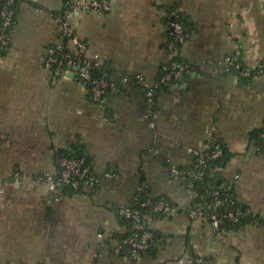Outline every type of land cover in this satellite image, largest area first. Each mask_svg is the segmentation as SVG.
Here are the masks:
<instances>
[{
  "label": "crops",
  "instance_id": "0c3cea01",
  "mask_svg": "<svg viewBox=\"0 0 264 264\" xmlns=\"http://www.w3.org/2000/svg\"><path fill=\"white\" fill-rule=\"evenodd\" d=\"M110 2L108 13L72 20L116 85L103 107L76 78L45 70L47 48L63 41L65 0L17 2L0 64V264H190L196 255L264 264V155L251 138L264 128V76L225 70L237 45L246 66L264 61V0ZM177 6L192 24L180 51L192 74L150 101L146 85L169 62L166 20ZM219 144L232 154L220 174L252 220L237 231L191 220L192 198L174 172ZM75 147L91 159L98 187L65 195L14 180L57 174L56 151ZM144 190L171 210L150 215L156 238L138 260L122 244L130 230L123 217Z\"/></svg>",
  "mask_w": 264,
  "mask_h": 264
},
{
  "label": "built area",
  "instance_id": "2783aa9c",
  "mask_svg": "<svg viewBox=\"0 0 264 264\" xmlns=\"http://www.w3.org/2000/svg\"><path fill=\"white\" fill-rule=\"evenodd\" d=\"M18 0H0V64L3 63L4 52L11 46V32L16 20V5ZM66 11L60 20V32L63 41L51 45L46 50L44 67L45 70L54 78H74L82 84L90 100L96 105L103 107L109 89H116V85L108 82L104 76H95V71L103 68V59L90 52L88 44L82 40L72 24L75 13H99L104 14L111 11L110 0H65ZM180 10L172 15L178 17ZM171 35L166 44V50L170 56L169 62L162 69L163 75L157 81L147 87V97L151 101L157 92L164 87H172L175 82L182 80L192 74L190 66L180 59V51L185 45L188 35L178 21L172 22ZM242 50L240 45L235 47L234 52L225 58V70L228 74L237 75L243 79H250L264 76V61L254 66H243ZM243 66V67H242ZM136 79L141 80L140 76ZM264 137V134H263ZM195 168L190 170H174L180 179L201 180L207 169L209 161L216 160L222 156V151L216 149L210 153L193 152ZM57 174L37 175L36 177L15 174L14 180L27 181L33 183H46L49 190L54 194H60L61 186H69L74 190H89L98 187L101 178L97 177L87 166L83 158L75 159L68 157H57ZM193 182L187 184V190L192 198L188 214L191 220H200L210 223L216 230H220L223 220L231 223H238L241 214L238 211L219 213V208L223 206L220 194L230 189V186L219 187L213 193L214 200L208 204H193L197 194L192 190ZM142 192V191H141ZM140 192V193H141ZM58 196V195H57ZM232 206L237 203L231 202ZM150 209L154 213H167L171 210L169 203L164 200L153 201L150 199L140 201L136 196L133 207L124 210L127 219L133 222L134 233L123 240V246L130 252L135 259H141L143 254L150 248L153 241V229L151 226L150 215L144 214V210ZM190 264H213L209 257L193 256Z\"/></svg>",
  "mask_w": 264,
  "mask_h": 264
},
{
  "label": "trees",
  "instance_id": "16d2710c",
  "mask_svg": "<svg viewBox=\"0 0 264 264\" xmlns=\"http://www.w3.org/2000/svg\"><path fill=\"white\" fill-rule=\"evenodd\" d=\"M177 10H179V7L178 6L174 7V9L172 11H170V15L168 17V20H166V21L168 22V24H171L172 22L178 21L179 23H181L183 25V27L185 29V34L188 35L190 33V30H191L190 29L191 25H192L191 21L181 11H179L178 17L173 16L172 14ZM242 64H243V66H245L244 63H242ZM191 70H193V69L191 68ZM109 74L110 73L108 70V66L106 64L103 68L95 71V76H98V77L104 76L108 82H112ZM162 75H163V71H161L158 79L161 78ZM251 79H253V78L245 79V80L249 81ZM176 83L177 82H175V84ZM161 89L162 90L167 89V87H164ZM110 91H111V89L108 90V93ZM88 97L90 98V96H88ZM263 134H264V128L254 131L251 134V138H252V141H254L255 145L259 148V153L264 155V137H263ZM216 149H220L222 151V156L216 160H212V161L208 162L207 169H206L204 176L201 180L193 181V180H189L188 178H186V179H181V181L186 187H187V184L189 182H193L192 190L197 194V197L193 201V204L211 203L214 200L213 193L216 192L219 187H222L224 185L230 186L229 190H227L226 192H222V194H220V199L223 200V206H221L219 208V213L223 214L224 212H229V211L234 210V211H238L241 214V216H240V220L238 223H231L228 220H223L220 224V230L219 231H225V230L226 231L227 230L228 231H237L240 228L246 226L252 220H251V217H249L246 214V212L243 210V207L240 204L237 203L235 206H232L231 202L234 200V198H233L234 186L230 185L229 181L224 180V178L220 174V170L224 169L226 167V165L228 164V162L230 161V159L232 157V154L229 153L228 149L222 144H219L216 147H213V148L206 150V153H210ZM57 157H68V158H75V159L76 158L77 159L83 158L85 160L87 166L90 168V171L92 172L91 159L84 153L83 149L80 147H75V148H72L70 150H62V149L57 150L56 151V159H57ZM195 164H196V162L193 161V163L190 166H188L186 168H182V169H185V170L194 169ZM60 190L65 195H72V194H77V193L82 192V190H74V189L70 188L69 186H65V185L61 186ZM137 196H138L140 201L150 199L153 201L164 200L165 202L169 203V201L166 198H161V197L160 198H154V197L150 196V194L148 193L147 190H144L141 193L139 192L137 194ZM143 213L149 214V215L151 214V215H155V216H164L168 212L167 213H154L153 214L151 212V210L148 209V210H144ZM123 219L130 226L129 234L127 235V237H129L131 234L134 233L133 222L131 220L127 219L125 215H124ZM155 238H156L155 232L153 231V241ZM152 242L150 243V248L152 247ZM150 248L143 254V256L146 253H148ZM209 259L212 260L211 257H209Z\"/></svg>",
  "mask_w": 264,
  "mask_h": 264
},
{
  "label": "water",
  "instance_id": "95a60500",
  "mask_svg": "<svg viewBox=\"0 0 264 264\" xmlns=\"http://www.w3.org/2000/svg\"><path fill=\"white\" fill-rule=\"evenodd\" d=\"M70 77H74V75L72 74V75H70Z\"/></svg>",
  "mask_w": 264,
  "mask_h": 264
}]
</instances>
